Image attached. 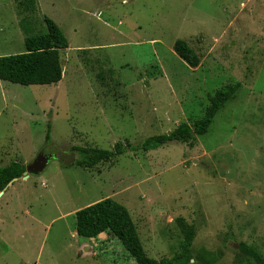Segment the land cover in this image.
I'll use <instances>...</instances> for the list:
<instances>
[{
	"label": "rangeland",
	"instance_id": "obj_1",
	"mask_svg": "<svg viewBox=\"0 0 264 264\" xmlns=\"http://www.w3.org/2000/svg\"><path fill=\"white\" fill-rule=\"evenodd\" d=\"M22 1L0 0V56L24 51L22 19L31 35L46 32L44 16L69 47L55 85L0 80V167L51 157L43 173L4 190L0 264H135L111 235L75 233V212L104 198L126 207L155 260L178 249L179 218L195 230L189 264L264 256V0H35L27 12ZM178 39L198 67L174 53ZM231 83L235 99L190 143L91 169L63 164L72 145L112 150L192 124Z\"/></svg>",
	"mask_w": 264,
	"mask_h": 264
},
{
	"label": "trees",
	"instance_id": "obj_2",
	"mask_svg": "<svg viewBox=\"0 0 264 264\" xmlns=\"http://www.w3.org/2000/svg\"><path fill=\"white\" fill-rule=\"evenodd\" d=\"M34 5L35 0H23L20 3L21 11H33ZM42 21L46 32L35 35L30 34L32 29L27 20L20 21L19 26L25 34L24 51L0 56L1 81L22 86L55 85L61 81L63 66L60 52L68 49V41L53 20L44 16ZM173 51L190 68L198 67L200 58L186 41L176 40ZM238 89L239 83L227 84L218 89L209 97V103L199 119L192 124L181 123L169 133L150 136L136 145L116 144L112 150L72 145L60 157L65 167L91 169L128 151L149 152L170 142L190 143L195 137L204 136L208 132L216 114L226 103L235 99ZM45 139L46 142L50 141V125ZM24 171L25 165L17 160L0 167V192L4 191L13 179H21ZM178 221L181 223L182 240L171 258L161 260H155L145 254L129 211L111 198L101 199L76 211L75 231L76 235L83 239H95L102 233L111 235L121 243L135 264H189L192 259L191 245L195 230L193 226L186 225L182 218ZM249 254L255 264H264L263 255L253 250H249Z\"/></svg>",
	"mask_w": 264,
	"mask_h": 264
},
{
	"label": "water",
	"instance_id": "obj_3",
	"mask_svg": "<svg viewBox=\"0 0 264 264\" xmlns=\"http://www.w3.org/2000/svg\"><path fill=\"white\" fill-rule=\"evenodd\" d=\"M50 159L51 157L45 155L43 151L39 152L31 163L25 165V171L23 172L21 179H28L30 176H38L43 173ZM15 180L17 179H13L8 185L12 184ZM2 194L3 191L0 192V197Z\"/></svg>",
	"mask_w": 264,
	"mask_h": 264
},
{
	"label": "crops",
	"instance_id": "obj_4",
	"mask_svg": "<svg viewBox=\"0 0 264 264\" xmlns=\"http://www.w3.org/2000/svg\"><path fill=\"white\" fill-rule=\"evenodd\" d=\"M18 180H19V179L15 180L14 183L17 182ZM21 180H22V179H21ZM10 186H12V184L8 185L6 189H8ZM4 195H5V192L3 191V194H2V196L0 197V199H1ZM91 204H92V203H91ZM0 211H1V210H0ZM29 213H30V211L28 210V211H26L25 215L27 216V215H29ZM0 222H1V213H0ZM75 233H76V231H75Z\"/></svg>",
	"mask_w": 264,
	"mask_h": 264
}]
</instances>
